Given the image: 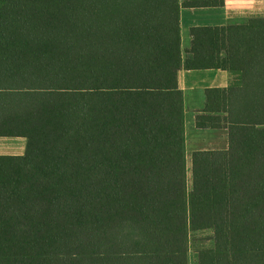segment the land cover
Here are the masks:
<instances>
[{"label": "trees", "instance_id": "obj_1", "mask_svg": "<svg viewBox=\"0 0 264 264\" xmlns=\"http://www.w3.org/2000/svg\"><path fill=\"white\" fill-rule=\"evenodd\" d=\"M225 0H0V264H264V17L190 29ZM223 70L190 157L181 70Z\"/></svg>", "mask_w": 264, "mask_h": 264}, {"label": "crops", "instance_id": "obj_2", "mask_svg": "<svg viewBox=\"0 0 264 264\" xmlns=\"http://www.w3.org/2000/svg\"><path fill=\"white\" fill-rule=\"evenodd\" d=\"M181 4L183 0H180ZM264 17V0H225L223 7L186 8L181 6V47L183 57L191 47L190 29L224 26L248 18ZM235 76L223 70H181L179 82L184 93L186 154L199 150H226L229 146L225 129H199L197 112L205 107L207 89L227 88ZM194 92L198 94H194ZM28 140L25 137L0 136V156H23Z\"/></svg>", "mask_w": 264, "mask_h": 264}, {"label": "rangeland", "instance_id": "obj_3", "mask_svg": "<svg viewBox=\"0 0 264 264\" xmlns=\"http://www.w3.org/2000/svg\"><path fill=\"white\" fill-rule=\"evenodd\" d=\"M194 94H198L194 92ZM190 155L187 156V168H188V182L190 187V181H191V174H190ZM211 232H201L192 234L191 242H190V249H189V264H198V252L202 248H209L212 246L211 239Z\"/></svg>", "mask_w": 264, "mask_h": 264}]
</instances>
